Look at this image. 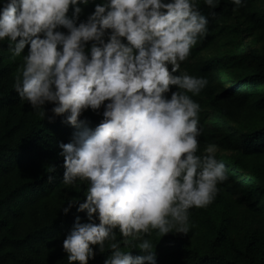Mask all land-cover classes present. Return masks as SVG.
<instances>
[{
    "label": "clouds",
    "instance_id": "9594fccd",
    "mask_svg": "<svg viewBox=\"0 0 264 264\" xmlns=\"http://www.w3.org/2000/svg\"><path fill=\"white\" fill-rule=\"evenodd\" d=\"M207 25L196 0H0V42L22 61L15 92L74 130L57 145L61 182H86L60 210L83 213L61 242L67 264L105 248L103 264H157L152 233L186 235L189 209L212 203L228 179L215 144L198 154L200 105L188 93L208 80L180 71Z\"/></svg>",
    "mask_w": 264,
    "mask_h": 264
},
{
    "label": "trees",
    "instance_id": "16d2710c",
    "mask_svg": "<svg viewBox=\"0 0 264 264\" xmlns=\"http://www.w3.org/2000/svg\"><path fill=\"white\" fill-rule=\"evenodd\" d=\"M196 2L208 30L180 71L208 80L199 94L188 93L200 105L198 154L208 144L230 152L221 160L228 179L217 185L212 203L189 209L186 235L153 232L149 238L156 245L157 264H264V0H244L235 11L232 0H219L214 9ZM92 10L91 4L85 7L81 19ZM229 30L261 44L260 50H251L250 64L201 56ZM21 63L7 41L0 42V264H67L61 242L74 217L83 213L75 207L67 215L60 210L84 197L86 182H61L57 145L68 142L74 130L61 117L50 121V111L44 117L18 97L14 78ZM84 116L89 126L100 119L91 111ZM107 255L105 248L90 264H103Z\"/></svg>",
    "mask_w": 264,
    "mask_h": 264
},
{
    "label": "rangeland",
    "instance_id": "374dc122",
    "mask_svg": "<svg viewBox=\"0 0 264 264\" xmlns=\"http://www.w3.org/2000/svg\"><path fill=\"white\" fill-rule=\"evenodd\" d=\"M232 22H234L232 20ZM261 49V44L254 38V37H246L242 34L233 33L232 30H229V32H225L222 37L218 40L215 47L207 52L202 53L203 58H208L212 55H218L221 56L226 62L231 61H242L246 64L251 63V56L250 52L251 50ZM206 115L208 119L212 116L210 110H206ZM218 123L221 126H224V121L218 119ZM208 126L212 127L211 121L208 120ZM230 127H234L233 124H230ZM230 152L221 150L219 147L216 146V158L218 160H222L225 156L229 155ZM245 177V173L242 172L240 174L239 181L241 182Z\"/></svg>",
    "mask_w": 264,
    "mask_h": 264
}]
</instances>
